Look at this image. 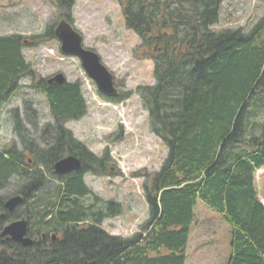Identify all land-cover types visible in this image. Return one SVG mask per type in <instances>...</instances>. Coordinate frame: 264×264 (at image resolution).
<instances>
[{
    "label": "trees",
    "instance_id": "trees-1",
    "mask_svg": "<svg viewBox=\"0 0 264 264\" xmlns=\"http://www.w3.org/2000/svg\"><path fill=\"white\" fill-rule=\"evenodd\" d=\"M51 2L60 21L73 23L76 0ZM223 2L118 0L126 27L141 40L136 56L153 61L155 83L139 86L136 93L151 132L168 148L159 170L145 175L149 217L129 237L102 226L121 214L119 203L100 201L81 174L53 177V164L64 151L109 174L108 150L88 163L83 146L65 127L87 112L81 81L37 80L22 52L56 38L59 22L30 37L0 35V104L21 89V78L29 77L51 116L38 129L39 112L31 100H24L31 115L11 111L17 144L0 148V264H185L198 199L229 224L225 264H264L257 174L264 168V15L247 31L216 30ZM19 144L32 149L31 164ZM16 195L24 200L9 212L5 203ZM91 195L94 201L86 202ZM22 218L30 225V246L2 236L6 223Z\"/></svg>",
    "mask_w": 264,
    "mask_h": 264
},
{
    "label": "rangeland",
    "instance_id": "rangeland-1",
    "mask_svg": "<svg viewBox=\"0 0 264 264\" xmlns=\"http://www.w3.org/2000/svg\"><path fill=\"white\" fill-rule=\"evenodd\" d=\"M57 12L51 0H0V35L19 33L30 37L43 33L49 23L60 21ZM263 15L264 0H224L220 20L213 29L242 27L247 31ZM73 18L72 24L83 36L84 45L101 56L120 91L129 93L128 98L120 102L107 100L87 76L80 60L61 54L57 38L38 42L22 52L37 80L62 73L68 82L81 81L87 112L65 127L95 155L103 156L108 150L109 174L85 181L100 201L114 200L121 206V214L104 220L103 228L129 237L149 217L143 188L145 175L159 170L168 153L167 146L151 132L148 112L136 93L139 86L155 83L154 64L140 54L136 56L141 40L126 27L118 0H76ZM29 83V77L21 78L17 83L21 89L0 104V148L16 141L11 111L19 108L21 114L31 115L25 99L31 100L33 110L39 112L38 129L51 120L45 96ZM258 177L264 202V168ZM92 195L85 201L92 203ZM194 211L185 264H225L230 254L228 222L200 199Z\"/></svg>",
    "mask_w": 264,
    "mask_h": 264
},
{
    "label": "water",
    "instance_id": "water-1",
    "mask_svg": "<svg viewBox=\"0 0 264 264\" xmlns=\"http://www.w3.org/2000/svg\"><path fill=\"white\" fill-rule=\"evenodd\" d=\"M55 36L60 43V52L64 56L76 57L80 60L81 66L87 76L92 79L98 90L107 97L115 96L118 91L115 87V77L111 70L103 63L101 56L92 48L86 47L83 42V36L66 19L59 21L55 28ZM64 74L57 73L47 79V82L63 84L66 82ZM81 167L80 160L75 156H67L54 165V173L65 175ZM24 198L22 195L11 196L7 199L5 207L9 212H13L22 204ZM4 215L2 214L1 217ZM28 221L25 218L12 221L5 225L2 236L23 246L33 244V239L27 236ZM55 238V235H53Z\"/></svg>",
    "mask_w": 264,
    "mask_h": 264
},
{
    "label": "flooded vegetation",
    "instance_id": "flooded-vegetation-1",
    "mask_svg": "<svg viewBox=\"0 0 264 264\" xmlns=\"http://www.w3.org/2000/svg\"><path fill=\"white\" fill-rule=\"evenodd\" d=\"M49 78V77H48ZM115 87L117 88V91H118V93L115 95V96H113V97H111V98H109V99H112V100H109V101H113L114 102V99L115 100H117V99H124V95H126V94H128V92L127 93H123L122 91H120V89H119V87L116 85V81H115ZM129 97V96H128ZM128 97H125V98H128ZM69 130V129H68ZM74 136V135H73ZM75 140H76V142H79L80 143V145L81 146H83V155H82V157H83V159H85V160H87V162L88 163H90L89 161L90 160H92L93 158H94V156H95V153L93 152V151H91V149L89 148V146L87 145V144H85L83 141H80V140H78V139H76L75 138ZM69 143H71V142H69ZM17 144V142L16 141H12L11 143H9V144H7V145H4V147L6 146V147H8V148H13L15 145ZM3 148V147H2ZM17 149H18V151H20V152H23L24 153V155L26 156V158H27V160H29V164H31L32 163V159H31V156H32V153H33V151H32V149H30V148H28V147H25V146H23V144H19L18 145V147H17ZM62 153H64V154H62V156L60 155V157L57 159L58 161L59 160H61V159H63V158H65V157H67V156H75V155H73L72 153H69V152H66V151H64V152H62ZM75 157H77L79 160H80V164H81V167L78 169V170H73V171H71V172H69V173H67V174H65V175H61V176H59V175H57L56 173H54V165H55V163L57 162V160L55 161V163L53 164V171H52V173H54L53 174V177H55L56 179H64V178H66V177H68V176H70V175H73V174H81L82 175V177L84 178V181L88 178V177H90V178H92V177H95V176H98L99 178H101L103 175L101 174V172L100 171H96V167L95 166H93V165H87L83 160H82V158L81 157H78V156H75ZM105 167H106V165H105ZM102 169H104V168H102ZM100 170V169H99ZM111 170V169H110ZM105 171V170H104ZM47 173V172H46ZM85 183H86V181H85ZM87 185V184H86ZM88 186V185H87ZM88 188H89V186H88ZM90 189V188H89ZM91 190V189H90ZM92 191V190H91ZM93 192V191H92ZM6 208V207H5ZM2 218V217H1ZM7 224V223H6ZM5 224V225H6ZM5 227V226H4ZM29 227H30V225H29V223H28V230H29ZM28 230H27V236H29V237H31L28 233ZM52 236V235H51ZM32 239H33V237H31ZM42 239H46V236L43 234L42 235ZM52 239H55V238H53V236H52Z\"/></svg>",
    "mask_w": 264,
    "mask_h": 264
}]
</instances>
